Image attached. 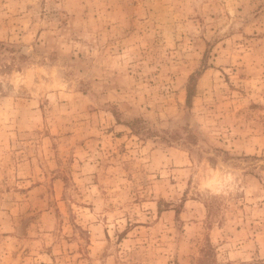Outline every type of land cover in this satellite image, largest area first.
<instances>
[{
	"label": "rangeland",
	"instance_id": "rangeland-1",
	"mask_svg": "<svg viewBox=\"0 0 264 264\" xmlns=\"http://www.w3.org/2000/svg\"><path fill=\"white\" fill-rule=\"evenodd\" d=\"M0 264H264V0H0Z\"/></svg>",
	"mask_w": 264,
	"mask_h": 264
},
{
	"label": "trees",
	"instance_id": "trees-1",
	"mask_svg": "<svg viewBox=\"0 0 264 264\" xmlns=\"http://www.w3.org/2000/svg\"><path fill=\"white\" fill-rule=\"evenodd\" d=\"M190 97V88L188 89V98Z\"/></svg>",
	"mask_w": 264,
	"mask_h": 264
}]
</instances>
